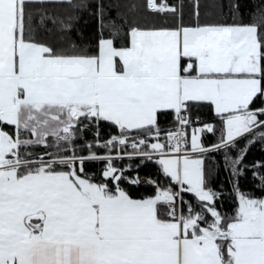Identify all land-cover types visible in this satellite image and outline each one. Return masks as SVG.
Instances as JSON below:
<instances>
[{"label": "snow or ice", "instance_id": "6c2138e0", "mask_svg": "<svg viewBox=\"0 0 264 264\" xmlns=\"http://www.w3.org/2000/svg\"><path fill=\"white\" fill-rule=\"evenodd\" d=\"M121 7L0 0V264H264V0Z\"/></svg>", "mask_w": 264, "mask_h": 264}, {"label": "trees", "instance_id": "16d2710c", "mask_svg": "<svg viewBox=\"0 0 264 264\" xmlns=\"http://www.w3.org/2000/svg\"><path fill=\"white\" fill-rule=\"evenodd\" d=\"M106 4H114V5H121V11L128 12L126 7H123L125 5H129L131 3H138L143 4L144 0H104ZM238 2L241 4V12L244 14V18L246 21L249 20L248 11L249 9H254L257 5L261 3V0H238ZM192 3L193 0H184L185 5V13H186V19H190L191 17L187 14L192 11ZM228 0H200V7H201V13H202V19L208 20V19H215L219 15V5L224 4L227 5ZM61 14H67L68 12H71L72 9L67 10H59ZM116 9L110 8L109 14L115 15ZM128 15H132L131 12H128ZM81 21L80 26L89 33H94L97 28V21L94 17L90 16L88 12H82L81 13ZM87 20V24L84 23V21ZM201 115L205 117L206 119L211 120L213 118V114L208 112L207 110H204L201 112ZM168 120H172L173 117L169 116L167 118ZM165 127H171L170 124H165ZM115 132V129L109 130L107 127L101 129L102 136L104 138H107L109 133ZM91 136V133L88 134ZM206 142H216L218 138V133L216 135H213L211 133H206L203 137ZM245 139L243 137L238 138V144L243 147L245 144ZM235 149L232 150L233 154H236ZM216 157L215 161L208 160L206 161V164L208 165V170L210 172V178L211 182L214 187L219 189L221 185H223L226 189H231V182L229 180V172L228 169L224 167L223 160L221 158V154L219 153H213ZM245 162L249 165L254 164L257 160H264V146L261 145L259 141L254 142L252 145L248 147V151L244 157ZM139 160L137 159V163ZM98 167V165L93 164L91 170H95V168ZM155 164L151 161L147 162L145 165H141L137 171L140 172L142 176L153 174L155 172ZM254 169L251 167L246 168L244 174L240 177V185L242 190L248 191V190H255L259 191L258 188H254V185L258 184V179H255L252 176V172ZM138 192L145 191L144 187H139L135 189ZM232 201L231 199L225 200V207H231Z\"/></svg>", "mask_w": 264, "mask_h": 264}]
</instances>
